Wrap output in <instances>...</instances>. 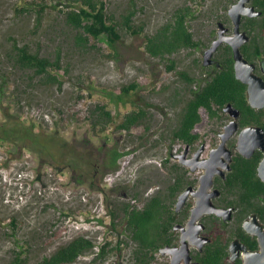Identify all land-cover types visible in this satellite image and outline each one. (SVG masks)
<instances>
[{"label": "rangeland", "instance_id": "1", "mask_svg": "<svg viewBox=\"0 0 264 264\" xmlns=\"http://www.w3.org/2000/svg\"><path fill=\"white\" fill-rule=\"evenodd\" d=\"M27 1L47 3L40 28L34 27V12L20 10ZM58 1L0 0V81L4 71L10 70L5 55L14 39L28 41L34 48L42 47L52 53L61 45L63 62L69 67V71L61 69L59 72L63 81L61 88L27 85L20 81L21 72L13 70L9 97L0 98V122L6 110L19 111L22 118L36 121L39 130L55 139L50 151H42L43 147L28 150L0 141V261L11 258L19 242L31 246L29 264H36L60 244L84 233L97 241L110 242L106 254L96 262L92 254H87L69 264H133L132 245L122 241L127 233L120 221L113 225L110 209L123 202L142 205L148 194L158 188L165 190L170 179L168 168L175 160L171 158L166 168L164 159L169 150L179 152L186 147L182 142H171L170 135L176 111L183 102L174 104V92L181 85L180 81L176 74L168 71L167 60L146 52L144 33L154 32L179 6H189L195 13L197 20L189 23L191 29L205 33L217 28V21L224 18L226 1L136 0L143 10L135 20L146 23L145 31L132 35L123 30L115 48L108 44L105 36L89 37V44L95 47L78 45L76 31L64 24L58 9L63 5L54 7ZM104 1L117 17L130 2ZM115 50L117 55H113ZM175 56L181 67L192 66L193 55L188 50ZM133 80L140 84L139 98L158 106L148 108L149 129L140 124L130 132L120 131L112 124L104 132L93 131L88 110L96 103H106L115 115V122L134 108L135 95L122 100L117 98L122 85ZM16 81L18 83H14ZM14 86L18 91L12 96ZM153 88L156 91L153 92ZM200 112L202 119L194 130L209 143L211 134L203 135L213 123L204 108ZM107 134L109 139L105 137ZM115 143L122 149L138 147L120 158L117 171L97 172L91 185L93 173L88 172L86 161L96 166L100 156L96 148L107 149ZM136 190L140 193L138 198L131 195ZM65 213L70 215L65 216ZM13 216L18 219L16 240L9 235Z\"/></svg>", "mask_w": 264, "mask_h": 264}, {"label": "trees", "instance_id": "2", "mask_svg": "<svg viewBox=\"0 0 264 264\" xmlns=\"http://www.w3.org/2000/svg\"><path fill=\"white\" fill-rule=\"evenodd\" d=\"M235 0H227V3ZM259 10L262 11L260 16L249 18L245 17V28L252 30L251 22L255 19L264 20V0H252ZM63 5L61 11L64 24L75 33V39L83 48L92 46L89 44L90 36L100 38L105 36L108 44L115 48L116 44L122 39V31H126L132 35L142 34L145 31L146 23L144 21L136 22V16L143 10L142 6H138L136 0H130L125 11L117 17L110 12L107 2L104 0H59L54 7ZM226 6V4H225ZM47 3L45 1L26 2L21 6V11H32L36 14V28H40L44 13L47 11ZM189 6H179L175 9L168 20L152 33H144L145 50L154 57L161 60H167V69L176 74L180 81L174 92L175 105L183 101L176 111V122L171 128V142L196 143L201 135L194 132V128L201 121L202 116L200 109L204 108L211 121H221L223 113L220 112L223 106L228 102L234 103L242 111L241 123H261L259 120L252 119L253 108L247 103L246 84L235 77L233 68V58L230 46L221 55L223 62L219 69L211 78L202 83V80L191 75L186 68L180 66L179 60L175 55L182 50L190 47L198 46L199 42L194 39L193 32L190 29L189 19L194 18ZM264 28V26H263ZM264 35V34H263ZM95 47V46H92ZM117 55V51L113 52ZM6 61L10 70L6 69L2 74L0 81V98L9 97L8 89L13 84L11 82V73L13 70L21 72L22 82L33 87L57 85L62 87L63 81L60 77V70L69 71L67 64L63 62V50L61 45H57L54 52L45 51L42 47H33L28 41L20 42L14 39L6 50ZM18 83V81L14 82ZM140 84L137 80L124 84L121 87L120 94L117 98L123 99L125 96L135 95L132 98V110L126 112L120 120L115 122V115L106 103H96L94 107L88 110V119L93 131L104 132L110 125H114L120 131L130 132L135 125L143 124L149 129L148 124V108L158 107L150 103L144 98H139ZM161 89H165L162 87ZM18 87L14 86L11 92L12 96L17 93ZM153 92L156 88H153ZM185 96V99L182 97ZM137 96V97H136ZM139 100V101H138ZM140 101H143L140 103ZM6 110L4 120L0 122V141L13 143L14 146L32 150L43 147L42 151H50L52 142L55 141L44 131L37 128L38 124L34 120H26L22 118L19 111L9 113ZM262 125L264 123H261ZM107 139L110 135L105 136ZM135 148H120L116 143L105 149L99 146L98 153L99 162L95 166L92 162L86 161L88 172H92L91 185H94V177L97 172L102 174L115 172L119 169V160L125 154L131 153ZM64 148V147H63ZM239 163H247L252 160L238 156ZM258 158L255 159L256 165ZM171 159L168 155L164 159V167L170 163ZM253 162V161H252ZM167 168V167H166ZM245 168L241 170L244 171ZM91 170V171H90ZM170 179L163 191H157L147 197L145 204L142 206L130 202H123L122 205H115L110 209L113 225L116 221H120L127 237L122 240L123 243L132 245L133 264H150L155 258V252L158 247L165 243L159 240V236H165L166 232H162L164 228L170 227L171 199L178 192L183 190L187 185L186 171L178 162H173L168 168ZM239 169V171H241ZM254 171V170H253ZM173 173L175 176H173ZM176 177V182H171ZM80 182L81 179L77 178ZM139 191H134L131 195L138 198ZM109 207V206H108ZM70 213H65L69 216ZM168 218V220H167ZM167 220L168 222L166 223ZM102 222L101 219H99ZM18 219L13 216L10 221V237L16 240V229L18 227ZM121 240L119 243H121ZM110 242L97 241L94 238L82 233L73 236L67 242L60 244L51 254L43 256L36 264H69L76 262L81 256L92 254V260L96 262L105 256ZM32 248L28 244L18 242L11 258L0 264H29Z\"/></svg>", "mask_w": 264, "mask_h": 264}, {"label": "flooded vegetation", "instance_id": "3", "mask_svg": "<svg viewBox=\"0 0 264 264\" xmlns=\"http://www.w3.org/2000/svg\"><path fill=\"white\" fill-rule=\"evenodd\" d=\"M225 1L226 6L224 9H227V12L224 18L217 21V28L213 27L203 33L196 28L191 29L190 26L193 37L199 44L187 49L193 55L192 66L187 70L191 75L200 78L202 83L221 69L223 62L219 57H221L227 46L231 48L236 77L233 48L227 41H223L212 55L209 63H205L206 50L218 37L220 22L226 28L225 35H235L234 22L228 10L238 0L231 3ZM249 4L255 5L252 0ZM245 17L248 16L244 15L242 17L240 30L246 32L248 40L241 44L240 49L243 56L253 64L252 73L264 82V20L255 19V21H252L251 24L254 28L250 30L245 28ZM196 20V17L190 18L189 23L191 21L196 22ZM244 84H246L247 103L254 109L252 119L264 123V105H252L249 100L248 84ZM232 105L240 111L237 118L226 111L225 106L220 110L224 114L221 121H211L208 116L209 121L213 124L208 133L203 136L210 133L212 136L211 142H204L202 135L199 133L201 135L200 139L196 143H183L186 147L182 151L177 152L175 150L173 152V150H169L167 156L169 155L170 159H174L175 162L187 169V185L171 199V219L169 221L167 218L169 222L165 220L170 227L167 230L163 226L162 232L167 231L166 235L159 236L160 242L165 241V243L158 247L155 258L150 264H174V262H178V264H264V179L259 171V165L264 159V149L256 147L251 156L244 155L238 149V140L243 128L256 126L264 130V124L248 123L242 125V111L234 103ZM234 118L238 123V127L226 142L231 158L228 167H225L222 164L227 163L226 155L221 154L216 149L222 141L221 133L225 131V125ZM194 132L196 131L194 130ZM202 144H204V148L198 156L199 162H192V164L203 163L205 166L202 165L197 169H192L191 164L185 165L180 162L178 154L185 153L186 158L192 160ZM98 150L96 149L97 153ZM238 156L250 159L253 162L239 163ZM256 158L258 160L255 165ZM206 165L221 170V172L214 174L213 185L209 189V192H213L215 189L218 191L215 196L211 197L216 209L214 211L207 210L205 204H199L198 202L202 199L201 195L194 193L200 189L201 176L206 171ZM98 167H100L99 164ZM242 168H245L244 171L241 170ZM173 176H175L174 173ZM176 179V177H173L171 182H176ZM187 188H191V191L183 203L179 205L180 196ZM157 191L163 190L158 188L153 193ZM153 193L148 194L147 197H151ZM145 202L146 200L143 201L142 205ZM167 246L172 248L171 252L162 251Z\"/></svg>", "mask_w": 264, "mask_h": 264}, {"label": "water", "instance_id": "4", "mask_svg": "<svg viewBox=\"0 0 264 264\" xmlns=\"http://www.w3.org/2000/svg\"><path fill=\"white\" fill-rule=\"evenodd\" d=\"M251 0H238L233 3L228 10L230 17L234 22V36H227L224 34L225 27L222 22L219 23V35L212 42V45L206 50L205 53V63H209L212 55L217 50L218 46L223 42L227 41L233 48L234 60H235V69H236V77L242 80L244 83L248 84L249 90V100L253 106H262L264 105V82L262 79L255 74L253 71V64L250 63L242 54L240 46L246 40H248V35L245 31L240 30L242 17H256L259 16L262 11L259 10L255 5L249 4ZM226 111L230 112L235 118L239 115V109L234 107L232 103H228L225 108ZM231 120L228 124L225 125V131L221 133L222 141L219 147L216 149L221 154L226 155L227 163L222 164L225 167H228V162L230 161V151L226 147L227 140L231 137V135L237 130L238 123L236 119ZM256 147H260L264 149V130L261 127L256 126H246L242 129L239 140H238V149L246 156H251L254 149ZM204 148V144L201 145L200 149L196 153L194 159L188 160L185 156V153L178 154L180 162L183 164H191L192 169H197L198 167L204 165L203 163L196 164L199 162L198 156L202 149ZM192 162H196L193 163ZM199 165V166H198ZM259 171L261 177L264 179V159L261 161L259 165ZM216 172H221L220 169L216 167L210 168L206 165V171L201 176V186L197 192H194L197 195H201V200L198 202L199 204H205L207 210L214 211V205L212 203L211 197L215 196L218 191L215 189L213 192H209V189L213 185V176ZM191 188H187L182 192L180 196L179 205L183 203V201L188 196ZM204 198V199H203ZM204 206V207H205ZM163 252H171L172 248L165 247L162 249ZM174 264H178V262H174Z\"/></svg>", "mask_w": 264, "mask_h": 264}]
</instances>
